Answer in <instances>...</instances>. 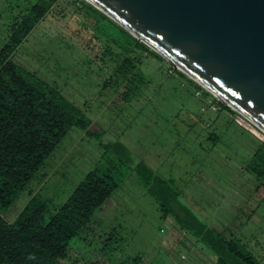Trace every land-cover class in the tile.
<instances>
[{
    "label": "rangeland",
    "instance_id": "1",
    "mask_svg": "<svg viewBox=\"0 0 264 264\" xmlns=\"http://www.w3.org/2000/svg\"><path fill=\"white\" fill-rule=\"evenodd\" d=\"M68 1L52 8L12 59L57 88L105 134L89 137L71 128L4 217L14 221L30 192H40L54 204L63 202L102 157V145L120 140L136 161L163 173L166 166L181 173L182 201L227 237L243 234L254 245V236L259 245L255 255L264 264V186L255 191L256 181L242 169L257 145L253 136L263 137L240 114L233 118L223 112L212 122L215 96L198 95L188 78L168 70V61L149 55L143 56L142 87L134 85L126 99L119 92L128 78L104 90L113 62L102 54L111 45L101 27L108 33L115 30L110 22L95 23L73 12ZM31 2L0 0V48ZM213 131L221 135L216 144L207 139ZM121 169L124 181L95 212L97 225L111 239L104 241L101 233L81 234L71 242L75 263L67 264H121L137 256L140 264H214L215 255L192 235L181 233L172 215L162 218L129 165Z\"/></svg>",
    "mask_w": 264,
    "mask_h": 264
},
{
    "label": "trees",
    "instance_id": "2",
    "mask_svg": "<svg viewBox=\"0 0 264 264\" xmlns=\"http://www.w3.org/2000/svg\"><path fill=\"white\" fill-rule=\"evenodd\" d=\"M61 1L64 0H33L14 22L0 48V264L75 263L71 260V242L81 234L101 233L100 238L110 240L111 235L97 225L95 212L124 181L121 169L124 165H129L139 184L157 204L162 218L172 215L181 233L192 235L215 255L214 264H260L255 255L258 240L254 236L251 235L256 241L253 245L243 234L230 233L227 237L210 226L182 201V189L173 172L163 173L144 161H136L120 140L102 145V157L63 202L54 204L52 198L30 192L14 221L4 217V212L36 177L71 128L78 127L89 137L101 138L105 134L103 127L57 88L12 59L36 25ZM68 2L72 11L86 20L110 22L115 30L108 33L101 27L107 45H111L102 54L113 62L104 90L113 84L119 87L121 80L128 78V84L119 92L126 99L134 85L142 87L146 82L141 71L144 54L166 61L86 0ZM168 70L188 78L198 95L210 96L209 91L171 64ZM211 104L217 113L212 119L214 123L223 112L233 118L239 114L216 97ZM246 121L255 134L263 137L260 140L251 134L257 145L250 150L242 168L256 181V191L264 186V133ZM207 139L216 144L221 135L213 131ZM127 260L128 263L121 264L141 263L140 256Z\"/></svg>",
    "mask_w": 264,
    "mask_h": 264
},
{
    "label": "water",
    "instance_id": "3",
    "mask_svg": "<svg viewBox=\"0 0 264 264\" xmlns=\"http://www.w3.org/2000/svg\"><path fill=\"white\" fill-rule=\"evenodd\" d=\"M264 133V0H86Z\"/></svg>",
    "mask_w": 264,
    "mask_h": 264
},
{
    "label": "crops",
    "instance_id": "4",
    "mask_svg": "<svg viewBox=\"0 0 264 264\" xmlns=\"http://www.w3.org/2000/svg\"><path fill=\"white\" fill-rule=\"evenodd\" d=\"M166 168H167V170H166V172L165 173H171V172H173V174L176 176V179H177V181H183V175H181V173H179V172H174L173 171V169H171V166H166ZM178 186H180L179 185V182H178ZM181 187V186H180ZM182 197H183V191H182V196H181V199H182ZM186 204V203H185ZM213 227V226H212ZM215 228V227H214ZM186 235V234H185Z\"/></svg>",
    "mask_w": 264,
    "mask_h": 264
}]
</instances>
